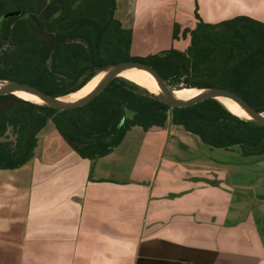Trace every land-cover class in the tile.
Instances as JSON below:
<instances>
[{
	"label": "crops",
	"instance_id": "crops-1",
	"mask_svg": "<svg viewBox=\"0 0 264 264\" xmlns=\"http://www.w3.org/2000/svg\"><path fill=\"white\" fill-rule=\"evenodd\" d=\"M197 15L214 26L241 16L264 23V0H116L136 57L180 50ZM51 124L37 134L30 162L0 170V264H264V210L252 207L233 223L220 188L186 182L157 190L115 179L104 166L118 147L82 158ZM151 130L186 148L201 141L171 121Z\"/></svg>",
	"mask_w": 264,
	"mask_h": 264
},
{
	"label": "trees",
	"instance_id": "trees-1",
	"mask_svg": "<svg viewBox=\"0 0 264 264\" xmlns=\"http://www.w3.org/2000/svg\"><path fill=\"white\" fill-rule=\"evenodd\" d=\"M115 11L116 0H0V18L24 14L0 25V82L27 84L63 97L110 66L141 62L171 86L230 90L264 112V23L235 17L216 32L217 25L204 23L197 15L195 29L182 33L190 39L185 51L172 48L136 57L131 52L133 32L122 27ZM179 33L176 25L174 40ZM143 89L115 78L89 104L66 111L12 95L0 98V103L18 101L2 114L0 136L11 127L17 139L0 142V170L19 169L30 162L37 134L49 122L72 150L91 161L111 154L132 128L148 131L163 128L168 121L207 146L224 150L238 146L245 157L264 155V126L232 114L217 100L171 108ZM127 112L132 118L126 117Z\"/></svg>",
	"mask_w": 264,
	"mask_h": 264
},
{
	"label": "rangeland",
	"instance_id": "rangeland-1",
	"mask_svg": "<svg viewBox=\"0 0 264 264\" xmlns=\"http://www.w3.org/2000/svg\"><path fill=\"white\" fill-rule=\"evenodd\" d=\"M189 41L181 35L178 48L185 51ZM2 83L5 82L0 85ZM169 86L174 91L185 88L182 84ZM126 117L132 118V114L127 112ZM49 129L54 130L55 125L52 123ZM156 132L140 128L127 132L113 159L105 163L104 170L112 173L115 179L147 186L153 184L157 190L178 189L186 182L192 186L220 188L218 202L226 205L229 222H243L252 207L264 210V204L259 205L264 203V157H245L238 146L230 150L216 149L199 140L187 148L178 140L173 145L172 138L165 140ZM16 139V131L11 127L0 136V142L15 143Z\"/></svg>",
	"mask_w": 264,
	"mask_h": 264
},
{
	"label": "water",
	"instance_id": "water-1",
	"mask_svg": "<svg viewBox=\"0 0 264 264\" xmlns=\"http://www.w3.org/2000/svg\"><path fill=\"white\" fill-rule=\"evenodd\" d=\"M19 15H24V14L17 12V13H7L3 15L0 18V25L8 18L19 16ZM224 29H225V25L219 24L216 26L215 31L221 32ZM130 68H139V69H144L146 71H149L154 76V78L158 82L163 92L161 96H158V95L157 96L161 99L162 102H164L166 105H168L171 108H186V107L198 104L200 102H203L205 100H209V99L217 100L218 97H228L238 102L242 107H244V109L252 116L251 121L255 122L258 125L264 126V112L263 113L258 112L248 102H246L241 96L235 94L234 92L230 90L222 89V88L199 89V90L206 91V93L193 100L181 101L174 95V90L170 88L167 82L160 76V74L154 68H152L151 66L147 64L141 63V62H122L119 64H115L113 66H110L108 69L103 71L106 73V78L104 82L97 88V90H95V92L91 96L84 98L82 100H78L76 102H70V103L60 102L59 101L60 97L50 96L34 86H30L27 84H21V83L13 82V81H4L5 83H2L0 85V86H2L3 84L7 85L6 88L0 89V97L7 96V95L13 96L14 91L22 90L25 92H30L40 97L41 99H43L45 101V104L42 106H46L48 108L58 110V111H66L70 109H75V108H79V107L89 104L101 92H103V90L107 87V85L111 81H113L115 78H118L119 77L118 75L122 71L130 69ZM14 97L16 96L14 95ZM17 102H18L17 100L11 99L4 103H0V124L2 121V114L6 112L13 104H16ZM124 122H125V118L121 121V123L119 124V127H121Z\"/></svg>",
	"mask_w": 264,
	"mask_h": 264
},
{
	"label": "bare ground",
	"instance_id": "bare-ground-1",
	"mask_svg": "<svg viewBox=\"0 0 264 264\" xmlns=\"http://www.w3.org/2000/svg\"><path fill=\"white\" fill-rule=\"evenodd\" d=\"M118 76L130 82H133L144 89H147L150 93L154 95L161 96L163 94L162 89L160 88L158 82L149 71L139 68H130L122 71ZM105 78H106V73L101 72L97 74L94 78L89 80L81 90L75 93H71L67 96L60 97L59 101L70 103L87 98L91 96L95 92V90H97V88L104 82ZM6 87L7 85L3 84L2 86H0V89ZM205 93L206 91L195 88H184L174 91V95L181 101L193 100L195 98L204 95ZM13 94L20 99H23L25 101L31 102L36 105L45 104V101L43 99L30 92L17 90L14 91ZM217 101L221 103L232 114L242 119H247V120L252 119V116L238 102L228 97H218Z\"/></svg>",
	"mask_w": 264,
	"mask_h": 264
},
{
	"label": "flooded vegetation",
	"instance_id": "flooded-vegetation-1",
	"mask_svg": "<svg viewBox=\"0 0 264 264\" xmlns=\"http://www.w3.org/2000/svg\"><path fill=\"white\" fill-rule=\"evenodd\" d=\"M7 96H9V95H7ZM2 97H5V96H2ZM2 97H0V98H2ZM9 100H10V99H9ZM6 101H8V100H5V102H6Z\"/></svg>",
	"mask_w": 264,
	"mask_h": 264
}]
</instances>
